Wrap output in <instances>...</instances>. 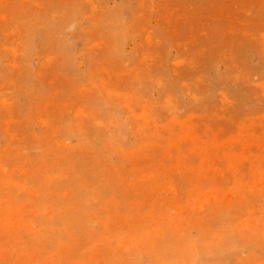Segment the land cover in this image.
Wrapping results in <instances>:
<instances>
[{
    "label": "rangeland",
    "instance_id": "1",
    "mask_svg": "<svg viewBox=\"0 0 264 264\" xmlns=\"http://www.w3.org/2000/svg\"><path fill=\"white\" fill-rule=\"evenodd\" d=\"M0 264H264V0H0Z\"/></svg>",
    "mask_w": 264,
    "mask_h": 264
}]
</instances>
